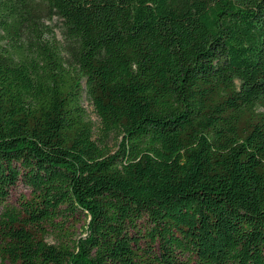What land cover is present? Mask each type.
Wrapping results in <instances>:
<instances>
[{"label":"trees","instance_id":"16d2710c","mask_svg":"<svg viewBox=\"0 0 264 264\" xmlns=\"http://www.w3.org/2000/svg\"><path fill=\"white\" fill-rule=\"evenodd\" d=\"M0 264H264V0H0Z\"/></svg>","mask_w":264,"mask_h":264},{"label":"rangeland","instance_id":"374dc122","mask_svg":"<svg viewBox=\"0 0 264 264\" xmlns=\"http://www.w3.org/2000/svg\"><path fill=\"white\" fill-rule=\"evenodd\" d=\"M44 24L47 25L52 30V33L55 36V39L58 42L62 43L63 39H62V35H61V29H60L59 22L54 18L52 21H45ZM43 34H44V37H43L44 40L51 39L52 34H50V32L43 30ZM84 106L86 107V110L89 114L90 119L93 122H96V118L93 115V111H92V108L90 107V105H88L86 102H84ZM103 143L108 148L114 149V146L116 143V138L114 135L107 136L103 139Z\"/></svg>","mask_w":264,"mask_h":264}]
</instances>
